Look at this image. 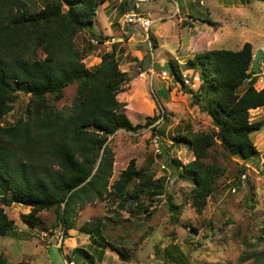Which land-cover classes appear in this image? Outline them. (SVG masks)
Returning <instances> with one entry per match:
<instances>
[{
    "label": "trees",
    "instance_id": "obj_1",
    "mask_svg": "<svg viewBox=\"0 0 264 264\" xmlns=\"http://www.w3.org/2000/svg\"><path fill=\"white\" fill-rule=\"evenodd\" d=\"M105 1L42 0V7L34 10L27 0H0V237L18 231L5 206L29 207L23 219L30 228L43 230L46 226L40 222V212L54 209L53 226H62L64 235L77 227L89 235L87 247L74 249L76 264H98L108 245L128 260L125 247L112 243L107 223L97 219L77 224L76 212L89 202L109 197L137 219L143 214L151 218V200L163 194L174 214L178 207L166 183H151L153 175L138 168L135 160L110 183L113 154L109 138L121 129L138 131L154 125L161 115L147 118L142 125L134 124L121 110L124 103L117 95L130 74L120 68L117 45L103 53L100 63L87 67L84 62L96 45L88 41L81 48L76 38L92 29L98 7ZM91 36L104 42L95 32ZM254 56L253 44L245 42L236 50L197 53L190 61L202 70L203 81L194 98L213 125L206 131L191 126L185 132L177 131L175 140L187 144L194 159L185 164L176 158L166 162L190 182L189 194L199 212L224 175L225 167L210 160L216 145L230 156L251 159L257 155L253 136L264 129V119L251 121L249 110L264 105V86L256 87L259 71L254 69ZM177 66L172 67V74L183 83ZM71 84L77 85L71 105L58 109L50 96L61 100ZM21 93L30 94L27 108L14 122H6ZM160 148L166 156L165 144ZM262 233L238 263L255 258L253 264H257L255 248L264 241V228ZM164 252L173 258L171 251ZM0 264L14 263L0 253Z\"/></svg>",
    "mask_w": 264,
    "mask_h": 264
},
{
    "label": "rangeland",
    "instance_id": "obj_2",
    "mask_svg": "<svg viewBox=\"0 0 264 264\" xmlns=\"http://www.w3.org/2000/svg\"><path fill=\"white\" fill-rule=\"evenodd\" d=\"M27 1L34 10L43 5L42 0ZM132 11L153 20L148 31L126 22ZM92 32L102 36L104 42H93L97 39L92 38ZM76 39L81 48L88 41L96 45L84 59L87 67L100 63L103 53L117 45L120 68L130 74L117 97L124 103L121 110L134 124L144 125L147 118L161 115L153 123L157 132L154 125H146L138 131L118 130L109 138L113 154L110 183L135 160L138 168L153 175L151 183H166L178 205L174 214L163 194L151 200V218L143 214L138 219L130 218L109 197L78 209L79 226L101 219L107 223L112 243L125 247L128 260L108 245L98 264H240L239 256L263 234L264 129L253 136L257 155L251 159L230 156L219 145L213 148L210 160L223 165L225 171L201 212L190 197V182L174 173L166 161L176 158L185 164L194 159L188 145L175 140L177 131L185 132L190 126L206 131L213 125L211 116L193 95L203 81L201 68L190 64L197 53L236 50L251 42L255 53H263L256 70V87L264 86V0H106L98 7L92 29L83 30ZM175 65L182 77L184 73L191 76L192 86L173 74L164 75V70L173 73ZM76 87L67 86L61 100L50 96V101L58 109L70 106ZM29 102L30 94L21 93L5 121L14 122ZM249 114L251 121L264 119V105L251 108ZM161 143L168 151L166 156L161 154ZM5 209L18 225L16 233L0 237V253L11 263H78L74 249L87 247L90 242L89 235L78 227L71 228L68 236L62 226L54 227V209L40 212L45 230L30 228L23 219L29 207L13 203ZM165 250L171 251L173 258L166 256ZM255 251L259 252L256 263L264 264V241Z\"/></svg>",
    "mask_w": 264,
    "mask_h": 264
},
{
    "label": "built area",
    "instance_id": "obj_3",
    "mask_svg": "<svg viewBox=\"0 0 264 264\" xmlns=\"http://www.w3.org/2000/svg\"><path fill=\"white\" fill-rule=\"evenodd\" d=\"M126 22L139 25L140 27H143L146 31H148V29L151 27L153 23V20H151L149 17L145 16L142 13L132 11L128 13ZM146 34L148 35L147 32ZM93 42L97 43L98 41L93 39ZM163 73L166 77H170L171 73L169 71L164 70ZM182 79L185 85L192 86V79L188 73H184ZM67 264H76V262L74 260H68Z\"/></svg>",
    "mask_w": 264,
    "mask_h": 264
},
{
    "label": "water",
    "instance_id": "obj_4",
    "mask_svg": "<svg viewBox=\"0 0 264 264\" xmlns=\"http://www.w3.org/2000/svg\"><path fill=\"white\" fill-rule=\"evenodd\" d=\"M263 56V53L261 52V50H259L256 54H255V57H254V69L255 71L258 69L259 67V61H260V58ZM258 106H255L253 108H257Z\"/></svg>",
    "mask_w": 264,
    "mask_h": 264
},
{
    "label": "clouds",
    "instance_id": "obj_5",
    "mask_svg": "<svg viewBox=\"0 0 264 264\" xmlns=\"http://www.w3.org/2000/svg\"><path fill=\"white\" fill-rule=\"evenodd\" d=\"M256 54V53H255ZM255 57V56H254ZM172 74V73H171ZM183 80V79H182ZM259 107V106H258ZM75 261V260H74Z\"/></svg>",
    "mask_w": 264,
    "mask_h": 264
}]
</instances>
